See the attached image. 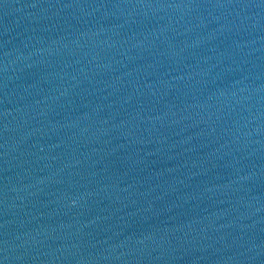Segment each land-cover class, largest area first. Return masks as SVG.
<instances>
[{"label": "water", "instance_id": "1", "mask_svg": "<svg viewBox=\"0 0 264 264\" xmlns=\"http://www.w3.org/2000/svg\"><path fill=\"white\" fill-rule=\"evenodd\" d=\"M0 264H264V104L1 102Z\"/></svg>", "mask_w": 264, "mask_h": 264}]
</instances>
